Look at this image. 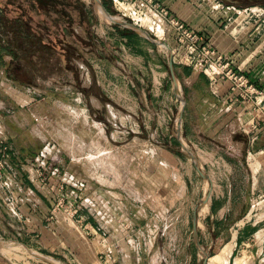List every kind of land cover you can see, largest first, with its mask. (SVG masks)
I'll use <instances>...</instances> for the list:
<instances>
[{"label": "rangeland", "instance_id": "374dc122", "mask_svg": "<svg viewBox=\"0 0 264 264\" xmlns=\"http://www.w3.org/2000/svg\"><path fill=\"white\" fill-rule=\"evenodd\" d=\"M101 1L113 18L104 14L95 0H0L3 6L0 11V141L4 140L21 159L45 153L43 160L48 162L47 170L56 167L63 176L53 179L64 180V196L67 197L64 208L67 205L72 211L94 204L104 210L115 207L118 215L113 219L125 230L120 235L126 234L128 239L117 241L110 256L101 252L112 264H204L206 256L209 257L207 264H216L211 257L222 251L220 245L210 248L179 245L189 235L179 229L187 220L184 215L188 201L185 200L186 185H182L180 198L160 201L156 190L148 183L141 178H128L138 172L139 164L130 163L128 157L119 155L121 152L111 151L114 145L131 142L134 150L130 155L137 158L146 139L149 143L168 142L170 138L166 133L140 131L144 118H156L161 126H170L171 122L179 124L175 135L180 136V141L175 142V148L190 159L194 155L203 168L199 155H205L210 143L205 140V130L200 126L197 133L186 127L190 117L185 119V111L188 112L185 99L189 92L183 85H179L173 114L168 109V98L165 97V102L158 98L155 106H143L146 112L141 113V124L138 118L127 122L122 119L128 112L113 103L111 92L99 84L105 68H115L123 80L143 84L142 96L162 97L156 95L154 73L165 75H157L158 85L159 82L164 84L163 78L171 77L169 62L174 41L172 35H168L169 22L162 15L153 14L154 11L146 16L137 4ZM218 1L242 5V8L254 4L258 12L264 10V0ZM117 17L124 21L115 20ZM144 19L149 20L148 24ZM158 25L162 33L156 30ZM132 26L145 33L137 32ZM131 35L141 36L147 43L133 44ZM196 93L202 94L201 91ZM211 94L221 110L217 99L221 94ZM198 110H202L199 105ZM192 122L198 125L199 120ZM229 133L223 129L219 132L224 144L230 140ZM97 175L102 177L100 183L94 178ZM204 180L206 189L217 185L213 178ZM171 188L179 187L172 185ZM260 189V203H256L255 211L247 218L252 240L237 248L230 264H264V183ZM242 195L246 198L241 204H245L250 195L245 189ZM85 234L88 248L78 256H66L61 247L30 249L23 242V239L27 241L23 236H0L5 243L18 244L11 251L0 249V264H111L92 258L93 233L87 229ZM230 248L231 252L233 247Z\"/></svg>", "mask_w": 264, "mask_h": 264}, {"label": "crops", "instance_id": "0c3cea01", "mask_svg": "<svg viewBox=\"0 0 264 264\" xmlns=\"http://www.w3.org/2000/svg\"><path fill=\"white\" fill-rule=\"evenodd\" d=\"M159 1L169 10L170 16L200 31L205 40L231 57L237 70L244 72L257 86L264 88V24L253 18L249 20L242 16L235 17L237 14L232 7L243 9L242 5L221 1L224 8L215 9L211 3L200 0ZM253 6L254 4H249L244 8H256ZM234 17L235 20L229 23ZM130 38L136 45H143L144 41L147 43V40L141 36L131 35ZM151 41L156 42L152 39ZM147 50L153 51L151 48ZM142 51L143 46L140 47V52ZM148 51L145 49V53ZM117 70L105 68L99 84L101 83L106 91L111 92L113 103L119 104L128 112L125 116H121L126 122L138 118L142 124L141 113L146 112L143 106L147 108L150 107L149 104L155 106L159 101L158 98H163L162 102H165V97L168 98V109L173 114L174 108L177 107L179 85H183L186 92H189L190 95L186 93L185 99V108L188 111L187 113L185 111V119L190 117L187 119L186 127L193 133L198 132L199 126L205 130V140L210 143V147L205 149V157L216 160L215 168L210 167L209 162L202 160V155H199L203 169L200 161H195L193 157L190 159L180 149L175 148V142L180 141V136L177 135L178 123L174 125L171 122L170 126H161L156 118L150 117L147 118L148 120L144 118L145 122L139 127L140 131H146L148 134L166 133L170 138L168 142L149 143L146 139L141 144L142 153L137 158L130 155L134 150L131 142L114 145L115 149L112 148L111 151L121 152L119 155L128 157L130 163L136 161L139 164L138 172L128 178H141L148 183L156 190L157 199L160 201L168 197L180 198L182 185L185 184L187 197L185 200L188 201L187 206H184V215L187 216V220L179 229L190 236L188 235L185 242H179V245L203 248L217 245L222 248L233 247L225 261L230 264L237 248L248 245L252 240V234L249 232L252 228L247 223V218L255 211L256 203H260V192H262L260 188L264 183V114L259 120L257 135H251L243 128V122L253 116L251 112L241 107L230 110L225 102L228 86L224 85L219 90L220 98H217L222 106L220 110L211 99L213 91L203 73L190 67L176 66L177 85L171 71V77L163 78L164 84L159 82V85L157 75L161 77L165 75L154 73L156 95L162 96L156 98L153 94L142 96L143 84L140 82L136 84L131 79L123 80ZM198 91L202 94H197ZM197 104L202 108L201 111L198 110ZM161 110L164 112V109ZM183 116L184 112L182 118ZM196 119L199 120L198 125L192 122ZM213 127L217 128L213 129ZM222 129L230 132L228 144L220 140L219 132ZM12 170L13 175L7 178L8 181L0 180V236H23L27 238V241L23 239V242L30 249L42 250L44 247H50L54 250L61 247V251L66 256H78L81 251L88 248V245H85V232L90 229L93 233V246L92 252L91 248L89 251L97 262L100 261L95 256L97 253L104 252L110 256L109 252L115 251L117 241L128 239L126 234L120 235V232L125 230L113 219V216L118 215L115 207L111 206L108 210H104L97 204L92 207L79 206L75 213L78 223L70 222L63 211L53 213L52 188L41 184L35 178L33 165L28 164L25 169L20 166ZM94 178H98L100 183L99 178L102 177L97 175ZM205 178H213L217 183L213 185V189L210 188L212 192L208 198L206 197L210 189H206L204 185ZM235 178H244V180L237 182ZM172 185H177L179 188L172 190ZM244 189L248 191L250 200L241 204V200L245 197L242 195ZM145 199L147 200L148 197ZM205 199L206 201L203 202ZM176 227L177 225L174 226V230ZM109 263L112 264V261Z\"/></svg>", "mask_w": 264, "mask_h": 264}, {"label": "built area", "instance_id": "2783aa9c", "mask_svg": "<svg viewBox=\"0 0 264 264\" xmlns=\"http://www.w3.org/2000/svg\"><path fill=\"white\" fill-rule=\"evenodd\" d=\"M211 3L215 9H223V4L218 0H200ZM119 4H137L141 8L142 13L147 14L154 11L159 16L166 18L169 22L168 35H172L173 44L171 45L172 56L174 64L190 67L193 70L206 75L209 85L213 93H219L220 88L228 86L225 102L228 104L230 110H236L239 107L251 112L250 120L243 122V128L251 135H257L259 129V120L264 114V88L257 86L247 74L237 70L234 63L228 55L220 52L209 41L204 39V35L189 26L185 22H181L175 17L170 16L167 8L162 6L159 0H114ZM230 8V7H229ZM232 10L237 14L235 17L251 20L256 19L264 24V10L258 12L257 8H235ZM231 18L229 23L235 20ZM227 27V26H226ZM227 84V85H226ZM248 108V109H247ZM46 157L43 152L40 156L35 158L21 159L13 153L12 147L5 145L4 140L0 141V180L8 181V177L13 175V170L18 167L25 169V166L30 164L34 166L36 179L43 185L50 186L52 189V200L54 202L53 213L63 211L68 216V221L78 223L75 218L76 209L71 211V208H66L64 200V180H54L53 178H63L61 171L56 167H48L44 161ZM202 160H207L210 167H216L215 159L206 158L202 156ZM15 167V168H14ZM60 172V174H59ZM71 206L70 203H68ZM71 214V215H70ZM100 261L108 263L109 260L103 253L95 255ZM103 259V260H101ZM108 261V262H107Z\"/></svg>", "mask_w": 264, "mask_h": 264}, {"label": "bare ground", "instance_id": "6f19581e", "mask_svg": "<svg viewBox=\"0 0 264 264\" xmlns=\"http://www.w3.org/2000/svg\"><path fill=\"white\" fill-rule=\"evenodd\" d=\"M136 18V17H135ZM115 20H117V21H124V20H122L120 17H117V18H115ZM147 22V24H148V19H144V22ZM160 25V24H159ZM157 26V31L159 32V33H162L163 31H162V29H161V26ZM151 28V27H150ZM162 44H164L165 46H166V48L168 49V47H167V45L163 42ZM205 209V208H204ZM18 244L17 243H10V242H6L5 243V241L3 242V241H1L0 242V249H2V250H8V251H11L14 247H16ZM232 246V245H231ZM7 248V249H6ZM9 248V249H8ZM230 250H231V248H230V246H226V247H224L223 249H222V251L219 253V254H217V255H215V256H212L211 257V260L213 261V263H222V262H225L226 261V258H227V256L229 255V253H230ZM30 252V251H29ZM245 256V255H244ZM41 258V257H40ZM53 262V261H52ZM237 264H240V263H237Z\"/></svg>", "mask_w": 264, "mask_h": 264}, {"label": "water", "instance_id": "95a60500", "mask_svg": "<svg viewBox=\"0 0 264 264\" xmlns=\"http://www.w3.org/2000/svg\"><path fill=\"white\" fill-rule=\"evenodd\" d=\"M96 2H97V4L99 5V7L101 8V10L104 12V14H106L108 17H110V18H113V16L108 12V10H107V8L105 7V5L103 4V2L101 1V0H95ZM126 25H128V23L126 24ZM132 28L134 29V30H136L137 32H142V33H145V31L143 30V29H141V28H138V27H134V26H132ZM169 64H170V71H171V74H172V76H173V79H174V82H175V84L177 85L178 84V79H177V76H176V73H175V64H174V62H173V60L172 59H170V62H169ZM184 111V110H183ZM183 111H182V113H181V118H182V115H183ZM192 157H193V159L195 160V161H197V159H196V157L194 156V155H192ZM202 172V171H201ZM204 175H205V173L204 172H202ZM212 192V190L210 189V192H209V194H208V196L206 197V198H208L209 196H210V193ZM206 201V199L205 200H203V202H205ZM197 233V232H196ZM207 262H208V257H206L205 258V260H204V264H207Z\"/></svg>", "mask_w": 264, "mask_h": 264}, {"label": "trees", "instance_id": "16d2710c", "mask_svg": "<svg viewBox=\"0 0 264 264\" xmlns=\"http://www.w3.org/2000/svg\"><path fill=\"white\" fill-rule=\"evenodd\" d=\"M2 8H3V6L0 4V11H1Z\"/></svg>", "mask_w": 264, "mask_h": 264}]
</instances>
